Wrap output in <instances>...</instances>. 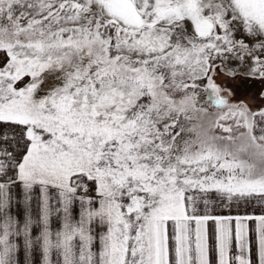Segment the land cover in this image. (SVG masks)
Here are the masks:
<instances>
[{
  "label": "snow or ice",
  "instance_id": "snow-or-ice-1",
  "mask_svg": "<svg viewBox=\"0 0 264 264\" xmlns=\"http://www.w3.org/2000/svg\"><path fill=\"white\" fill-rule=\"evenodd\" d=\"M237 79L264 82V0H0V264H264Z\"/></svg>",
  "mask_w": 264,
  "mask_h": 264
},
{
  "label": "rangeland",
  "instance_id": "rangeland-1",
  "mask_svg": "<svg viewBox=\"0 0 264 264\" xmlns=\"http://www.w3.org/2000/svg\"><path fill=\"white\" fill-rule=\"evenodd\" d=\"M247 80L243 79H237L235 81L232 82V86H234V88L236 89V92L235 90H233V96H232V102L233 103H236V102H243L244 100L247 99V95L244 94L242 92V90L240 91L239 89L240 88H243V87H247L249 91L248 94H250V96H248V98L250 99V101L248 103H253L255 102V99H257V94L259 93L260 91V88H261V83L258 81V80H253V79H249L247 82ZM250 81H252L251 85L249 84ZM245 84V86H244ZM238 210L236 208H232L231 210H229L228 208H220L219 206H217L215 208V213L214 214H217V215H227L231 212V214H235ZM240 212H244V211H247L248 213L250 214H255V215H260V214H264L261 212V208L259 205H256V206H249L247 208H240L239 209ZM209 233L211 235V232H212V222H209ZM250 227H254V223L250 224Z\"/></svg>",
  "mask_w": 264,
  "mask_h": 264
},
{
  "label": "crops",
  "instance_id": "crops-1",
  "mask_svg": "<svg viewBox=\"0 0 264 264\" xmlns=\"http://www.w3.org/2000/svg\"><path fill=\"white\" fill-rule=\"evenodd\" d=\"M12 212L15 214H22L23 213V206H22V200L23 195L21 192V189L18 187H13L12 192ZM38 193H34L33 195V209L36 207ZM18 205H20L18 207ZM20 264H28V260L31 261V264H40V254L39 252H34L31 256H26V254L21 251L18 256Z\"/></svg>",
  "mask_w": 264,
  "mask_h": 264
},
{
  "label": "flooded vegetation",
  "instance_id": "flooded-vegetation-1",
  "mask_svg": "<svg viewBox=\"0 0 264 264\" xmlns=\"http://www.w3.org/2000/svg\"><path fill=\"white\" fill-rule=\"evenodd\" d=\"M245 80L248 81L249 79H245ZM258 81L261 83V88H260L259 93L257 94V99H255V102H253L252 104L248 103L250 101V99L248 98V96H250V94H248L250 90H248V88L245 86V84H244L245 87L239 89L240 91L242 90V92L247 95L246 96L247 99L244 100L243 102L246 103L253 110L264 109V95H262V93H264V82H262L260 80H258ZM251 83H252V81H250L249 84L251 85ZM232 87H233V90H235V92H236V89L234 88V86H232Z\"/></svg>",
  "mask_w": 264,
  "mask_h": 264
}]
</instances>
